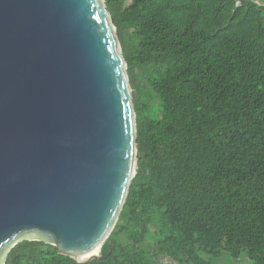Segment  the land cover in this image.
I'll return each instance as SVG.
<instances>
[{
    "label": "trees",
    "instance_id": "obj_1",
    "mask_svg": "<svg viewBox=\"0 0 264 264\" xmlns=\"http://www.w3.org/2000/svg\"><path fill=\"white\" fill-rule=\"evenodd\" d=\"M106 4L135 89L139 167L87 264H264V0ZM5 264L80 263L23 239Z\"/></svg>",
    "mask_w": 264,
    "mask_h": 264
},
{
    "label": "water",
    "instance_id": "obj_2",
    "mask_svg": "<svg viewBox=\"0 0 264 264\" xmlns=\"http://www.w3.org/2000/svg\"><path fill=\"white\" fill-rule=\"evenodd\" d=\"M138 167L106 0H0V264L23 239L99 258Z\"/></svg>",
    "mask_w": 264,
    "mask_h": 264
},
{
    "label": "rangeland",
    "instance_id": "obj_3",
    "mask_svg": "<svg viewBox=\"0 0 264 264\" xmlns=\"http://www.w3.org/2000/svg\"><path fill=\"white\" fill-rule=\"evenodd\" d=\"M134 92H135V89H133V93ZM142 101H143V98H142ZM146 102L148 104H150L151 100L148 99ZM211 258H212L214 264H251V262L247 258V255H245V254L239 259H233L232 257H230L226 253H222L218 257H211Z\"/></svg>",
    "mask_w": 264,
    "mask_h": 264
}]
</instances>
